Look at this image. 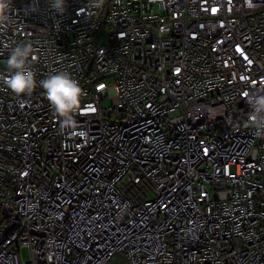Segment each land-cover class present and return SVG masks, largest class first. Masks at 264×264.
<instances>
[{"label":"built area","instance_id":"obj_1","mask_svg":"<svg viewBox=\"0 0 264 264\" xmlns=\"http://www.w3.org/2000/svg\"><path fill=\"white\" fill-rule=\"evenodd\" d=\"M17 44L30 93L4 84ZM58 72L81 89L74 128L39 86ZM257 95L264 0H8L0 264H264Z\"/></svg>","mask_w":264,"mask_h":264},{"label":"clouds","instance_id":"obj_2","mask_svg":"<svg viewBox=\"0 0 264 264\" xmlns=\"http://www.w3.org/2000/svg\"><path fill=\"white\" fill-rule=\"evenodd\" d=\"M66 0H52V6L59 12L64 11ZM8 7V0H0V11ZM32 52L28 44H17L9 50L6 60L10 76L4 80L7 88L16 94L30 93L36 86V74L27 66ZM55 113L64 117L61 128H74L72 114L80 110L81 89L67 73L58 72L39 81ZM252 115L259 124H264V95L250 100Z\"/></svg>","mask_w":264,"mask_h":264},{"label":"rangeland","instance_id":"obj_3","mask_svg":"<svg viewBox=\"0 0 264 264\" xmlns=\"http://www.w3.org/2000/svg\"><path fill=\"white\" fill-rule=\"evenodd\" d=\"M3 65H5V64H3ZM108 81L111 82L112 80L110 79ZM104 103H109V101L105 100ZM152 196L153 195H150V198ZM22 255H23V258L25 260L29 259L30 258V250H29V248H27V247L23 248ZM112 264H122V258L120 256H116V258L113 259Z\"/></svg>","mask_w":264,"mask_h":264}]
</instances>
